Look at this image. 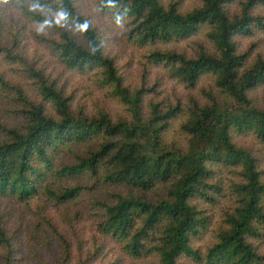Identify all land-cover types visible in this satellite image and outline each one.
Instances as JSON below:
<instances>
[{
    "label": "trees",
    "instance_id": "16d2710c",
    "mask_svg": "<svg viewBox=\"0 0 264 264\" xmlns=\"http://www.w3.org/2000/svg\"><path fill=\"white\" fill-rule=\"evenodd\" d=\"M234 1L199 0L183 9V0H96L101 13L127 25L132 43L152 45L147 64L189 89L205 77L213 80L202 90L204 101L190 97L172 104L150 98L146 82H125L102 31L76 0H0L22 14L12 43L0 35V94L8 105L0 107V196L22 204L42 196L68 204L93 184L114 188L106 198L93 195L99 220L87 240L76 242L47 220L61 252L48 243L53 255L36 257V264H97L111 243L133 258H155V264H264V171L260 158L236 141L253 137L264 144V97L251 95L264 86V55L250 60V50L240 51L237 43L257 29L264 32V14L254 12L264 0H242L233 14ZM2 24L0 16V34ZM25 32L46 43L66 69L92 73L125 112L116 116L105 105H77L76 89L68 93L65 81L23 54ZM200 32L212 47L198 43L194 55L154 46ZM19 75L27 81H15ZM6 114L18 122L8 124ZM175 122L182 144L168 141ZM77 145L85 150L73 149ZM68 150L72 155L63 160ZM166 183L167 195L158 199L139 192ZM124 186L130 190H115ZM209 208H221L222 217L212 242L202 248L195 242L215 220ZM40 241L44 246L45 239ZM0 248V264H20V246L3 218Z\"/></svg>",
    "mask_w": 264,
    "mask_h": 264
},
{
    "label": "rangeland",
    "instance_id": "374dc122",
    "mask_svg": "<svg viewBox=\"0 0 264 264\" xmlns=\"http://www.w3.org/2000/svg\"><path fill=\"white\" fill-rule=\"evenodd\" d=\"M241 1L236 0L230 6L231 13H238L241 9ZM78 6L83 13L92 16L93 22L102 31V36L105 38L106 49L109 54L113 55L117 59V63L124 76V80L127 84L132 86L142 84L146 82L145 86L151 88L150 98L153 97L156 101H162L166 103H177L178 100L186 103L190 97L198 98L204 101L205 97L202 93L203 89L211 87L213 80L209 77L203 78L200 83L189 89L185 84L171 79L164 70L159 66H153L147 64L145 56L152 49V45H136L132 43L126 36L128 27L123 24L122 21L117 22L112 19L108 13H101L96 5V0H76ZM199 0H183V9H191L198 5ZM256 14H264V4L258 3L254 9ZM0 16L3 24L1 28V40L8 43L13 42L11 32L18 27V20L22 14L19 12L15 5L8 3L0 4ZM24 18V17H22ZM34 29L37 28L35 24L30 23ZM30 32V28H29ZM23 54L26 58L38 67H45L48 72L58 76L62 82H66L68 85V93L74 92L76 89V102L78 104L87 105L89 110L101 107L103 105L108 107V110L112 114L118 116L125 112L124 106L120 101L111 98L108 95L106 89L99 88L94 75L87 72L86 74H79L72 70L66 69L62 64L56 60V56L53 50L43 42L35 40L32 33L25 32L22 40ZM198 43H204L211 49V43L208 41L206 35L200 32L197 36H193L190 39L170 42L159 43L154 46L162 48H175L179 51L186 53L187 55H194L195 49ZM238 48L244 52L250 50V60L254 59L258 54L264 55V32L255 30L254 34L249 36H242L237 38ZM3 65L0 63V66ZM15 81L26 82L23 77L15 76ZM251 95L254 99L259 101L264 97V86L254 90ZM0 107L7 109L8 105L5 103L2 94H0ZM51 111V110H50ZM4 120L8 124H16L18 120L12 116L6 114ZM179 122H175L167 133L168 141L170 143H184V136L180 133ZM236 141L240 144L248 147L251 151L260 158V169L264 171V144H258L253 137L238 136ZM79 151H84L85 146L77 145L73 147ZM72 155L70 151H66L62 154L63 160H69L68 156ZM169 184H160L155 189L147 192L139 191L149 199H158L161 196L167 195V189ZM114 190V188H102L99 184H93L89 193H84L79 199L72 201L68 204L54 203L42 196L41 198L33 199L29 204H22L18 202L14 197L0 196V218L5 221L7 232L13 237L15 244L20 246V255L22 260L20 264H36L38 260L36 257L46 254L52 256L48 252L50 250L46 248L49 243L50 247L56 252H61L59 239L56 237L52 227L47 225V220H50L56 229L60 232H65L68 237H71L77 242L79 238L88 239L91 233L96 230V224L99 220L98 211L92 209L93 207V195L97 194L101 198L108 197V192ZM115 190H122L128 192L129 187L124 186L122 188L115 187ZM96 191V192H95ZM112 197V195L110 196ZM41 205L45 206V209ZM92 206V207H91ZM206 206V205H204ZM210 212L214 215V222L210 228L205 229V233L200 239L195 242V246L206 248L213 238L215 229L219 226L222 210L213 211L209 208ZM43 221V228L38 230L37 224ZM76 227V229L73 228ZM76 233L79 234L77 238ZM36 233V234H35ZM42 234L44 235V246L39 244ZM41 242V241H40ZM36 247V252L33 247ZM48 251V252H47ZM2 249L0 248V253ZM155 264L154 258H133L122 251L117 243H111L110 252L106 259H102L97 264ZM191 262H193L191 260ZM194 263V262H193Z\"/></svg>",
    "mask_w": 264,
    "mask_h": 264
}]
</instances>
